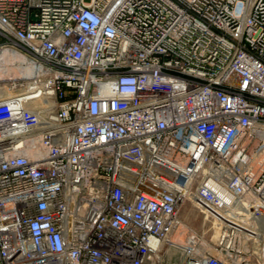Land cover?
<instances>
[{"label": "built area", "instance_id": "2783aa9c", "mask_svg": "<svg viewBox=\"0 0 264 264\" xmlns=\"http://www.w3.org/2000/svg\"><path fill=\"white\" fill-rule=\"evenodd\" d=\"M0 71V264H264V0H0Z\"/></svg>", "mask_w": 264, "mask_h": 264}, {"label": "rangeland", "instance_id": "374dc122", "mask_svg": "<svg viewBox=\"0 0 264 264\" xmlns=\"http://www.w3.org/2000/svg\"><path fill=\"white\" fill-rule=\"evenodd\" d=\"M88 1V0H86ZM2 71H0L1 73ZM3 77H5V74L3 73ZM0 86L2 87L0 90V95L1 92L5 89H7L8 91L11 90L8 83L6 81H1L0 82ZM12 92V90H11ZM6 95V92H4ZM9 94V93H8ZM181 215L184 218V220L190 225V227L194 230V231H201V214L199 212H197L196 210H194L191 207L190 203H186L182 209H181ZM179 238L183 243H185L186 237L185 235H179V234H174L173 238ZM177 240V239H176ZM179 241V240H178ZM168 245H164V249H166L167 253L164 252L161 255V258L159 259V262L157 264H172L175 262H178L180 260V252L179 250H175V248H171L168 247Z\"/></svg>", "mask_w": 264, "mask_h": 264}, {"label": "bare ground", "instance_id": "6f19581e", "mask_svg": "<svg viewBox=\"0 0 264 264\" xmlns=\"http://www.w3.org/2000/svg\"><path fill=\"white\" fill-rule=\"evenodd\" d=\"M1 57H4L5 59L4 60H6V62H7V60H9V58H11L9 55H8V52H3V53H1ZM25 72H26V74H30L31 72H32V67L31 66H29V67H27V69L25 70ZM3 76V72H1L0 73V78ZM4 92H6V95L8 94V93H11V90H7V89H5V90H3L2 92H1V94H3V95H5V93ZM257 224V227H260V229L262 230V231H264V223L263 222H261L260 224L259 223H256ZM262 231H260V233H261V238L263 239V237H264V232H262ZM179 240L178 242H180V243H183L179 238H177V237H175L174 238V240ZM187 242L186 243H188L189 241H190V239L188 238L187 240H186ZM191 242V241H190Z\"/></svg>", "mask_w": 264, "mask_h": 264}]
</instances>
